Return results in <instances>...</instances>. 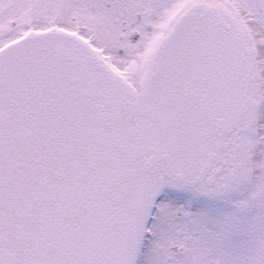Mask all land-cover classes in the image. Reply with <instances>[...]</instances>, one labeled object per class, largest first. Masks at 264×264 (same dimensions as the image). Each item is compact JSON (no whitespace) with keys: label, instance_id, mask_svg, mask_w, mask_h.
Here are the masks:
<instances>
[{"label":"snow or ice","instance_id":"obj_1","mask_svg":"<svg viewBox=\"0 0 264 264\" xmlns=\"http://www.w3.org/2000/svg\"><path fill=\"white\" fill-rule=\"evenodd\" d=\"M0 264H264V0H0Z\"/></svg>","mask_w":264,"mask_h":264}]
</instances>
